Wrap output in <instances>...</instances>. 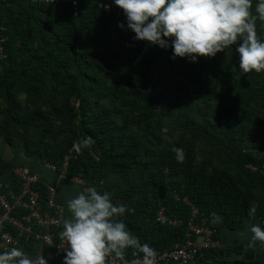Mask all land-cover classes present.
Here are the masks:
<instances>
[{
	"label": "trees",
	"instance_id": "16d2710c",
	"mask_svg": "<svg viewBox=\"0 0 264 264\" xmlns=\"http://www.w3.org/2000/svg\"><path fill=\"white\" fill-rule=\"evenodd\" d=\"M121 22L126 23L123 11L107 1L82 2L75 15L69 3L0 0V38L7 54L0 58V138L59 168L73 141L82 137L67 176L97 180L99 193H110L114 204L126 207L117 219L154 251L183 240L191 216L184 198L216 219L218 239L224 230L242 231L250 222L264 226V177L245 167L262 160L238 147L241 138L229 135L217 146L206 128L185 121L187 130L201 132L163 143L162 134L172 130L174 77L178 84L179 77L181 83L187 79L189 89L197 66L201 77L206 74V58L172 59L170 48L134 41V33L118 27ZM201 80L195 90L207 92V81ZM177 148L183 150L182 163ZM5 168L0 161L2 181ZM11 179L16 182L13 171ZM35 187L45 194L43 184ZM160 204L184 225L156 223ZM252 207L255 216L249 215ZM32 247L37 252L30 257L44 256V247ZM243 248L207 249L199 263L213 264L216 256L218 264H264V247L251 257L242 255ZM140 255L128 249L125 259Z\"/></svg>",
	"mask_w": 264,
	"mask_h": 264
},
{
	"label": "clouds",
	"instance_id": "9594fccd",
	"mask_svg": "<svg viewBox=\"0 0 264 264\" xmlns=\"http://www.w3.org/2000/svg\"><path fill=\"white\" fill-rule=\"evenodd\" d=\"M123 11L126 23L118 27L134 33V41L172 51V59L196 63L213 58L233 45L239 55L241 76L264 72V39L257 34V21L264 23V0H112ZM110 10L111 5H105ZM90 138L83 141L84 146ZM177 162H183L182 149H173ZM70 218L63 222V264H107L114 255L127 264L125 253L135 249L143 254V264H152L155 251L131 234L123 216L126 207L114 204L110 193L89 187L67 203ZM256 208L249 209L255 216ZM248 246L264 244V226L253 224ZM0 264H49L43 256L30 257L20 248L0 252ZM133 264H137L136 261Z\"/></svg>",
	"mask_w": 264,
	"mask_h": 264
},
{
	"label": "crops",
	"instance_id": "0c3cea01",
	"mask_svg": "<svg viewBox=\"0 0 264 264\" xmlns=\"http://www.w3.org/2000/svg\"><path fill=\"white\" fill-rule=\"evenodd\" d=\"M257 2L258 0H253L251 9L253 14H256ZM257 34L264 39V23L259 20L257 21ZM236 47L238 44L218 53L213 58H206L207 61L203 62L206 74L203 77L200 76L201 66L200 68L197 66L195 71L197 78L193 80L194 76L189 77L193 80H189V89L184 88L187 79L181 83L179 77V85L174 77L172 97L174 115L171 126L173 140H177L183 134H197L200 131H196L193 127L187 130L184 124L185 121H189L195 127L202 126L204 130L206 128V133L209 134L207 137H211V134L216 136L213 142L217 146H221L222 142H227L229 135L241 138V142L237 140L238 147L251 150L258 155L259 159L260 152L264 148V72L253 71L241 76ZM201 78L207 81L208 90L198 93L195 89L201 83ZM163 143L166 142L163 141ZM0 161L6 164L1 176L3 182L13 183L11 173L15 166H20L28 173L36 174L39 178L38 183L43 184L45 189L49 186L54 187L56 189L55 200L64 209V219L70 218L68 201L97 184V180L89 181L79 176L70 178L60 170L53 169L50 162L37 158L17 146L10 145L1 138ZM102 181L103 179L99 183L101 184ZM253 224L257 223H248L242 231L224 230L219 239L220 242L224 246L243 245L242 255L244 257L255 255L257 247H264V244L257 242L255 247L248 246L252 235L250 227ZM219 259L221 258L215 256L211 261L213 264H218V261H221Z\"/></svg>",
	"mask_w": 264,
	"mask_h": 264
},
{
	"label": "built area",
	"instance_id": "2783aa9c",
	"mask_svg": "<svg viewBox=\"0 0 264 264\" xmlns=\"http://www.w3.org/2000/svg\"><path fill=\"white\" fill-rule=\"evenodd\" d=\"M34 3H69L75 15L79 14L80 4L85 1L112 0H31ZM4 29V26H1ZM4 37L0 38V58L7 57L4 48ZM82 137L73 141L65 154L61 166L58 168L50 164L53 169L60 170L64 175L69 169L70 160L76 158V151L80 147ZM97 158V157H96ZM261 164L246 163L245 167L264 177V148L260 152ZM16 177L15 183H6L0 179V252L20 248L27 255L34 256L37 252L33 243L44 247V257L48 261H55L65 256L63 246L64 209L55 200L56 189L49 186L42 194L35 186L38 176L30 174L20 166L13 169ZM74 179H78L75 178ZM103 182V181H102ZM101 182V183H102ZM177 196V194H175ZM190 205L191 216L186 225V233L181 241H175L162 250H155L152 264H197L204 258L205 251L210 248H221L223 245L216 237L218 228L216 219L204 215L199 207L188 198L183 199ZM154 221L172 227H182V218L175 217L166 212L162 204L156 210ZM108 264H124L119 258L110 255ZM143 264V254L127 264Z\"/></svg>",
	"mask_w": 264,
	"mask_h": 264
},
{
	"label": "rangeland",
	"instance_id": "374dc122",
	"mask_svg": "<svg viewBox=\"0 0 264 264\" xmlns=\"http://www.w3.org/2000/svg\"><path fill=\"white\" fill-rule=\"evenodd\" d=\"M169 132H170V133H168V132H164V133L162 134V137H163V141H164V142H167V141L170 140L171 137L173 136V132H172V130H170ZM197 159L200 160L199 157H197ZM243 232H244V231H243Z\"/></svg>",
	"mask_w": 264,
	"mask_h": 264
}]
</instances>
